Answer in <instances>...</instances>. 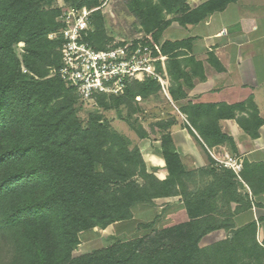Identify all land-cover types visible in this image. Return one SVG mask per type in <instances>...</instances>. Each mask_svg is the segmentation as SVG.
I'll return each instance as SVG.
<instances>
[{
  "label": "trees",
  "instance_id": "16d2710c",
  "mask_svg": "<svg viewBox=\"0 0 264 264\" xmlns=\"http://www.w3.org/2000/svg\"><path fill=\"white\" fill-rule=\"evenodd\" d=\"M68 1L71 5L87 8H92L96 6L92 4L97 3L63 0L65 3ZM232 1L234 0H206L193 8L186 4L182 10L168 7L164 15L179 14L174 19L182 25L197 23L211 12L222 10ZM48 2L49 0H0V203L9 204V210L0 220V228L21 229V243L27 264H210L208 256L214 259L218 257V262L212 261L211 264H226V254L231 260V254L237 249L233 241L240 237L239 233L245 232L249 226H256L254 223L246 224L232 231L231 237L209 246H199L203 236L223 227L197 211L196 208H200L205 201L202 192L185 198L189 218L184 222L153 230L130 240L115 242L90 254L73 256L72 248L78 243L80 231L130 218L131 207L144 199V195L143 186L132 181L120 184L130 177L128 173L122 174L120 168L115 169L112 164L99 171L95 166L98 158H94L88 148H69V144L86 130L78 123H72L77 119L74 112L68 111L64 106V99L57 101L43 115L33 114L41 110L40 103L36 100H44V95L49 97V103L51 99L59 97L62 90L74 92L57 73L62 39L57 34L52 39L47 35L57 33L61 24L54 17L56 11L45 9ZM134 4L136 6L129 7L131 10L140 6L139 2ZM61 9L59 7L58 15ZM96 10L90 16L92 30L87 39L96 48H102L113 37L106 34L103 16ZM161 12L158 5L150 4L146 10L141 9L137 13L143 18L150 14L156 16ZM171 20L159 18L158 15L144 19L142 24L145 35L137 40L150 46L155 57L166 55L167 60L177 59L181 62L179 56L182 52L179 48L184 47L181 44L183 42H187L185 48H189V40L158 43ZM19 41L26 44L22 60L12 49V45ZM22 65L25 71H22ZM51 68L56 69L55 73L47 76ZM190 78L191 75L188 74L183 80ZM136 83L140 89H148L154 85L159 88L153 77H146L133 84ZM177 84L180 90L178 97L173 96L170 89L165 87L175 103L184 96L179 80ZM141 93L145 95L144 92ZM134 94L131 92V96ZM44 102L47 103L46 100ZM238 106L243 107L223 104L216 109V105L198 104L181 106L180 111L186 115V120L207 146L227 142L234 148L233 140L221 133L219 120L223 116L233 117V109ZM252 118H255L254 125L247 122L251 119L238 118L237 121L249 135L256 137L257 128L263 121L256 116ZM27 124L31 127L27 130L30 131V139L16 143L4 141L3 136L21 132L25 129L22 127ZM189 124H185L186 128L194 135ZM94 130L91 128L85 135H92ZM61 133L65 135L64 139H61ZM122 150L127 155H139L137 148L127 152V146H124ZM157 152L162 156L168 172L166 178L158 179V182L174 185L187 170L170 132L161 135ZM110 168L119 176L118 179L111 177ZM242 178L249 184L252 193L264 190V184L261 188H254L247 178ZM115 182L119 184L118 195L109 193V184ZM39 189L47 193L37 195ZM163 194L159 196H164ZM166 195H174V192ZM192 206H195V210ZM235 209L238 210L239 207ZM262 244L264 246V240ZM263 246L261 248L264 250Z\"/></svg>",
  "mask_w": 264,
  "mask_h": 264
},
{
  "label": "rangeland",
  "instance_id": "374dc122",
  "mask_svg": "<svg viewBox=\"0 0 264 264\" xmlns=\"http://www.w3.org/2000/svg\"><path fill=\"white\" fill-rule=\"evenodd\" d=\"M87 1L91 3L93 1L97 2L96 4H92L96 5L92 6V8H96V11L101 12L106 34L119 38H142L145 35L144 25L142 24L144 19L153 18V16L157 17V15L159 18H166L164 12L168 7H171L173 10H182L186 4L190 6L186 0ZM135 2H139L140 6L134 7L135 10H131L129 7L131 5L136 6ZM150 4L158 5L162 10L161 14L159 13L156 16L150 14L146 17L143 16V18L139 16L138 13L141 12V9L146 10ZM64 5L66 7L74 6L69 1L65 3L63 0H49L45 4V9L56 11L54 17L57 20L59 7H65ZM54 33H49L47 37L52 39L56 35ZM158 43H163L161 37ZM181 44L184 47L188 45L187 42ZM25 47L26 44L23 41L12 45L14 53L20 60H22V56L26 51ZM154 65L159 78L153 79L158 82L159 88L154 85L148 89H140V87H137V83H133L143 80H132L127 84L124 92L119 95L99 94L88 99H83L75 90L74 92L62 90L59 97L51 99L49 103V97L46 95H44V100L41 98L40 100H36L40 103L39 107L41 110L34 112V116L47 113L49 108L56 105L57 101L61 98L64 99V106L68 111L72 110L77 119L72 121V123H78L86 131L91 128L95 129L94 133L90 136L85 135L86 131L81 136H77L69 144V148L75 150L82 147L88 148L92 156L98 158L95 161V166L99 171H103V169L112 164V167H115V169L120 168L121 173H128L130 177L125 182L120 183L121 185L132 181L139 186H143L142 193L144 199L131 207V217L112 222L106 226L97 225L92 229L80 231L78 233V243L72 248L73 256L90 254L115 242L130 240L153 230H159L184 222L189 218L188 208L184 203L185 198H190L201 192V195L205 197V201L200 208H196L197 211L202 213L204 217H209L216 224L222 225L221 229L227 232L226 237H231L232 231L241 228L232 229L230 227L232 216L237 211L235 208L238 207L236 206L233 209L231 204L232 202H237L239 203V207H242L247 202L245 198L248 199L249 197V195H245L246 189L241 183L239 176L247 178L254 188H261L264 184V165H250L246 163L239 171L234 172V170L222 165L218 160L213 161L218 166V170L213 171V173L189 170L174 185H165L158 182L156 169L149 167L146 163L145 155L148 150H155L157 152L163 133L168 131L173 138L170 131L171 126L178 124V120L176 119L178 109L175 108V102L173 103V100L168 98L169 95L165 87L170 89L173 96L178 97L180 94L177 84L178 80L188 76V71L185 70V67H189V71L194 74L199 73L200 70L198 63L193 59H182L179 62L177 59L167 60V57H164L157 60ZM21 68L22 71H25L23 65ZM55 70L51 68L47 76H52ZM131 83L132 85L129 88L128 86ZM127 87L129 88L128 91ZM141 91L144 92V96L141 95ZM131 92L135 94L131 96ZM45 100L47 101L46 104ZM247 122L254 125L255 118H251ZM22 129L21 132H12L10 135L6 134V136H3L4 141L16 143V141L23 142L25 139H30V131H27L31 129L29 124L22 127ZM64 136L62 134L61 139H64ZM154 141H158V143ZM124 146H127V152L132 151L133 148H137L139 155H134V153L127 155L122 150ZM214 156L215 158H222L223 154L218 150L215 151ZM127 157L129 159H126ZM111 168L109 170L111 171V177H119ZM144 172L145 174L143 175ZM246 184L249 186L247 182ZM239 186L245 192H237ZM118 187L119 184L116 182L109 184V193L118 195ZM171 192H174V195H166V193ZM31 193L34 195L33 192ZM44 193L46 194L47 192L39 189L37 195ZM160 194L164 196H159ZM192 209L195 210V206H192ZM8 210V202L0 203V220ZM239 235L240 237L233 241V244L237 247L231 254L233 260H229L226 254L225 258L227 259L224 263L264 264V250L261 248L263 241L261 244L257 241L256 228L249 226L245 229V232L239 233ZM211 244H208V246ZM218 255L223 256V254ZM208 258L209 260L207 261L210 264L212 261L218 262V257L214 259L208 256ZM0 264H27V258L24 255L21 243V229L19 227L0 228Z\"/></svg>",
  "mask_w": 264,
  "mask_h": 264
},
{
  "label": "crops",
  "instance_id": "0c3cea01",
  "mask_svg": "<svg viewBox=\"0 0 264 264\" xmlns=\"http://www.w3.org/2000/svg\"><path fill=\"white\" fill-rule=\"evenodd\" d=\"M205 1L187 0L192 8ZM165 15V19L172 20L163 30L161 40H189V48H179L182 52L179 58L192 57L199 63L200 70L194 74L185 67L191 78L187 81L179 79L184 96L177 103L173 102L178 109V124L171 126L170 131L185 169L213 173L218 170L213 162L218 150L223 155L239 157L242 166L245 163L264 165V0H234L199 22L184 25L174 19L179 14ZM198 104L216 105V109L223 104L245 106L244 109L239 106L233 109V117L223 116L219 120L221 133L233 140L234 148L227 142L213 146L203 142L180 111L181 106ZM253 116L263 121L257 128L256 137L249 135L237 121ZM186 123L194 135L186 128ZM145 159L149 167L156 169L158 179L166 178L168 172L158 152L148 150ZM239 178L246 189L245 195L249 197L245 198L247 202L242 207L232 202L233 209L239 207L232 216V229L254 223L256 239L261 244L264 240V190L252 193L241 176ZM237 192L245 191L239 186ZM226 235L227 232L219 228L203 236L199 244L205 246Z\"/></svg>",
  "mask_w": 264,
  "mask_h": 264
},
{
  "label": "built area",
  "instance_id": "2783aa9c",
  "mask_svg": "<svg viewBox=\"0 0 264 264\" xmlns=\"http://www.w3.org/2000/svg\"><path fill=\"white\" fill-rule=\"evenodd\" d=\"M94 10L86 6H65L57 18L61 27L54 34L62 39L57 73L65 85L88 99L99 94H122L132 80L159 78L154 64L163 57H155L152 48L137 40L138 37L114 36L102 48L89 42L90 16ZM215 159L234 172L242 167V160L237 156L224 154Z\"/></svg>",
  "mask_w": 264,
  "mask_h": 264
}]
</instances>
